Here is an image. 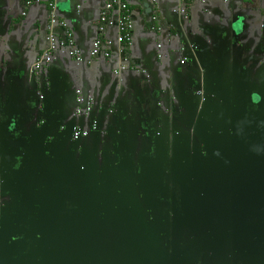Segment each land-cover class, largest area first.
I'll return each mask as SVG.
<instances>
[{
	"label": "water",
	"instance_id": "1",
	"mask_svg": "<svg viewBox=\"0 0 264 264\" xmlns=\"http://www.w3.org/2000/svg\"><path fill=\"white\" fill-rule=\"evenodd\" d=\"M175 12L179 25L167 34L171 72H160L167 82L174 77L175 93L165 88L162 98L148 100L153 111H166L143 119L153 153L135 149L142 143L120 152L119 121H97V99L78 88L73 103L62 96L59 118L46 119L53 94L47 67L61 49L73 59L68 47L59 46L38 70L20 55L12 76L27 82V110L11 100V64L0 50V264H264V48L247 55L246 68L232 53L245 37L240 18L221 16L224 36L213 44L187 11ZM2 14L0 7V29ZM116 20L113 14L111 28ZM62 21L55 23L60 40L66 29L73 33ZM74 44L81 52L75 62L83 64L87 53ZM123 62L114 74L130 67ZM135 68L150 91L151 74ZM88 98L90 112L77 115ZM130 98V122L140 124L139 98ZM92 122L96 129L72 138L74 126Z\"/></svg>",
	"mask_w": 264,
	"mask_h": 264
},
{
	"label": "crops",
	"instance_id": "2",
	"mask_svg": "<svg viewBox=\"0 0 264 264\" xmlns=\"http://www.w3.org/2000/svg\"><path fill=\"white\" fill-rule=\"evenodd\" d=\"M107 0H0V7L3 10L2 27L0 29V50L7 55L11 64L7 76L10 83L9 95L13 103L20 109L24 106L27 110L26 102L23 103L27 82H19L15 75L17 62L21 54L27 56V67L30 68L37 57L42 55L47 49V34L49 27L57 37H61L58 31V24H49V2L54 4V8L62 20L64 18L68 26L74 33L76 43L81 47L83 53H87L83 64H78L74 59L68 57L66 51L61 49L56 53V58L47 67V80L53 86V94L49 96L46 106V119H56L61 115L63 102L62 96L70 95L69 100L73 103V91L78 88L83 93L93 95L97 99L93 114L94 118L101 122L119 121L117 138L119 151L128 153L135 149L144 153L154 152L152 132L145 129L143 119L145 116L152 117L157 112L165 109L152 110L147 105L148 100L155 98V95L168 88L175 93V79L171 76L168 82L165 78L160 79V72L163 74L170 71V51L167 46L168 32L174 30V25H179L180 15H176V10L186 6L189 21L194 26H201L207 31V43L213 44L222 41L224 32L219 28L218 22L223 21L221 16L230 15L240 18L244 25L245 34L241 41L237 43L232 53L235 52L239 64L248 67L250 61L243 62L256 47L264 48V0H125L129 6L132 19V33L129 45L120 43L116 37L117 27H106L103 32L98 29L99 15L103 5ZM151 16L155 19L151 20ZM179 18V19H178ZM240 21L238 22L239 25ZM152 24L160 27L159 30H151ZM184 26H188L187 21ZM190 24V23H189ZM241 33V26L238 33ZM239 35V34H238ZM102 39L103 49L110 51L109 56L97 55L88 56L91 43L94 39ZM247 39L251 42L247 50L242 46ZM114 43V44H112ZM261 43V44H259ZM161 47V57H157V45ZM259 44V45H258ZM222 47V46H221ZM224 48V45L222 49ZM221 49V48H220ZM25 50H27L25 52ZM158 52V51H157ZM213 52V49L210 51ZM124 53V55H123ZM248 55V56H247ZM128 60L129 68L120 74L113 73L114 68L123 65V61ZM134 61H139L136 64ZM139 67L151 74L152 85L147 91V84L141 81ZM21 72L19 73V75ZM5 75V74H4ZM7 78V77H6ZM170 82V83H169ZM170 93V92H169ZM136 96L139 98L140 106L137 114L141 110V123L134 124L130 121L135 118L132 113L135 103L130 99ZM171 95V93H170ZM136 99V100H137ZM141 99V101H140ZM134 101L138 103V101ZM172 103V102H171ZM178 99L174 98L173 108L180 109ZM167 105H170L167 103ZM112 111V114H108ZM22 119V116H20ZM170 118V114H168ZM152 120V118H151ZM89 124L87 121L84 125ZM87 127V126H86ZM89 127V125H88ZM121 130V131H120ZM136 132V135H135ZM142 143V147L137 144ZM135 146L133 149L131 146ZM160 151V148H157ZM137 150V151H138ZM5 154H8L6 152ZM4 156L2 163L4 162ZM5 164V163H4Z\"/></svg>",
	"mask_w": 264,
	"mask_h": 264
},
{
	"label": "built area",
	"instance_id": "3",
	"mask_svg": "<svg viewBox=\"0 0 264 264\" xmlns=\"http://www.w3.org/2000/svg\"><path fill=\"white\" fill-rule=\"evenodd\" d=\"M186 2L187 0H181ZM201 2H204L205 0H200ZM49 24L53 25L57 22L59 24L64 25V22L62 20H59L56 18L54 14V4L52 2H49ZM181 12H186V7H181L179 9ZM113 14H117V20H116V27L118 31V35L116 37L117 41L120 43H124L126 45L130 44L131 41V33H132V20H131V14L128 4L125 0H107L105 5L103 6V9L99 15V26L98 29L100 32H103L106 27L110 26L112 24V17ZM65 38L63 40H60V38L57 37V35L49 31L47 34V49L46 51L40 55L37 60L34 63L35 70L40 69L41 65L43 63L49 62L51 57L53 56L54 51L59 46H65L69 48V54L71 57L79 61L81 59V52L78 48L75 47L74 44V37L73 33L69 30H65ZM100 53H102L104 56H109L110 51L107 49L102 48V39L96 38L93 40L91 49H90V55L91 56H97ZM120 68H124L123 65L120 66ZM77 103L81 104L84 102V99L80 93V90H77V96H76ZM92 107V100L91 98H88L85 101L84 108L77 107L75 113L77 115L85 114L87 115ZM96 129L95 122L90 123L88 128H81L79 126H74L72 131V138H78L82 136L88 135L90 130Z\"/></svg>",
	"mask_w": 264,
	"mask_h": 264
},
{
	"label": "flooded vegetation",
	"instance_id": "4",
	"mask_svg": "<svg viewBox=\"0 0 264 264\" xmlns=\"http://www.w3.org/2000/svg\"><path fill=\"white\" fill-rule=\"evenodd\" d=\"M159 198H160V197H159ZM157 214H158V213H156V215H157ZM160 214L163 215V213H160ZM153 215H154V212H152L151 210H149V215H148L147 222H151V220L153 219V218H152ZM164 221H165V218L162 217L161 223L164 222ZM181 256H182V255H181ZM194 264H195V263H194Z\"/></svg>",
	"mask_w": 264,
	"mask_h": 264
}]
</instances>
